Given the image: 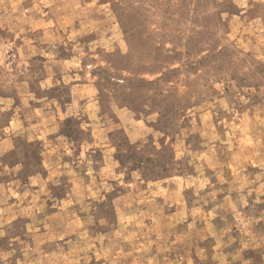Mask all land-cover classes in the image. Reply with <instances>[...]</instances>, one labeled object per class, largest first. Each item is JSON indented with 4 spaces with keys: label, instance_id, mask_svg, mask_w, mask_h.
Here are the masks:
<instances>
[{
    "label": "rangeland",
    "instance_id": "rangeland-1",
    "mask_svg": "<svg viewBox=\"0 0 264 264\" xmlns=\"http://www.w3.org/2000/svg\"><path fill=\"white\" fill-rule=\"evenodd\" d=\"M0 264H264V0H0Z\"/></svg>",
    "mask_w": 264,
    "mask_h": 264
}]
</instances>
